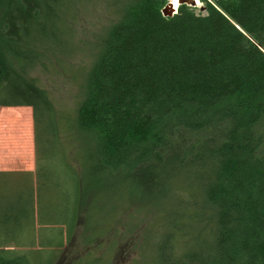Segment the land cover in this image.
Returning a JSON list of instances; mask_svg holds the SVG:
<instances>
[{
	"label": "trees",
	"instance_id": "16d2710c",
	"mask_svg": "<svg viewBox=\"0 0 264 264\" xmlns=\"http://www.w3.org/2000/svg\"><path fill=\"white\" fill-rule=\"evenodd\" d=\"M101 1L114 5L116 20L82 72L69 115L34 74L60 64L70 19L92 0H0V107L31 109L35 164L22 181L25 201L0 208V264H27L15 231L61 225L70 236L87 191L106 192L122 171L142 194L197 208L201 234L189 253L172 255L191 229L181 220L164 264H264V0H200L203 12L181 4L171 16L161 13L169 0ZM0 177L15 186L11 174ZM10 193L15 200V187ZM93 219L91 228L84 218L87 250L111 244L112 234L120 258L107 264L141 258L135 234L120 242L121 231Z\"/></svg>",
	"mask_w": 264,
	"mask_h": 264
},
{
	"label": "rangeland",
	"instance_id": "374dc122",
	"mask_svg": "<svg viewBox=\"0 0 264 264\" xmlns=\"http://www.w3.org/2000/svg\"><path fill=\"white\" fill-rule=\"evenodd\" d=\"M200 4L195 6L197 12L204 11L201 1ZM113 6H108L102 1L98 2V0L85 3L82 6L83 9L76 12L69 22L72 29L69 52L65 57H60V64L54 61L48 70L34 74L39 85L52 95L60 111L65 114H71L73 106L79 98V83L82 79V72L89 68L93 62L98 43L104 37L110 23L116 20L115 17L109 16L114 9ZM32 131L31 110L29 111L26 107H0L1 169H13L15 167L17 161L15 153L17 151L20 154L24 153L19 155V162H23V157L27 156V150L31 151L29 138ZM70 138L69 136L67 147H72ZM75 167L81 172L80 168ZM116 175L111 184L105 188L106 192H97L96 189L87 191L89 193L84 198L85 203L80 208V215L83 219L80 218L76 221L70 236L66 226L61 225L40 229V226L35 224V231H15V242L21 245L19 249L29 250L26 256L27 264H107L109 258L112 260L120 258L118 247L112 252L113 246L117 243V235L109 234V237H113L111 244L95 245L93 243V246L87 250V243L83 241L84 218L86 220L92 219V222H86V225L93 228V218L95 217L107 222V229H111L110 233L114 234L121 231L120 242H129L125 237L126 235H136L138 248L143 249V254L141 258L138 257L137 259H131L130 255H127L126 259H130L128 264H160L162 262L164 264L163 252L168 254L167 240L174 232L175 235L177 234V231L171 230L173 227L179 226L181 220L184 223H189L191 229L186 230L188 232L184 237L187 238L186 241L177 238L176 249L173 252L171 250V253L172 255L180 252L189 253L191 244L195 242L193 239L201 234L199 229H195L196 220L192 218L197 208L193 209L192 206H187L181 202V199L178 200L175 197L164 201L158 191L142 194L134 182L136 176L125 177L124 171L116 173ZM6 179L7 177H5ZM23 179H17L14 176H11V179L8 178L9 181H15V186H13L11 183L6 184L7 182L3 181L4 178L0 177V208H8L10 203L15 205L16 209L20 204L19 202L25 201L27 187L26 182H22ZM13 187H15V200L12 199L10 193ZM183 192L186 198L190 196L191 190L186 184H184ZM97 195H101V197ZM102 196L104 200L101 204H97L99 201L97 198H102ZM4 215L5 213L0 211L1 220L4 219L2 217ZM183 229L185 228L183 227ZM3 232L9 233L11 231ZM107 238L108 236L105 239L107 240ZM156 240H160L162 244L159 246V250L155 249L151 253V245ZM57 241H61L59 246L54 245ZM189 242V245L183 246ZM131 243L132 241L128 246ZM99 248H102L104 258L95 261V252ZM145 254L147 261L142 260ZM82 259L84 262L81 261Z\"/></svg>",
	"mask_w": 264,
	"mask_h": 264
},
{
	"label": "crops",
	"instance_id": "0c3cea01",
	"mask_svg": "<svg viewBox=\"0 0 264 264\" xmlns=\"http://www.w3.org/2000/svg\"><path fill=\"white\" fill-rule=\"evenodd\" d=\"M26 108H28L29 111L31 110L29 107H26ZM29 143H30L31 151L27 150V156L23 157V162L22 163L19 162V159H20L19 155H23L24 153L20 154L19 151H17V153H15V156H16L15 159H17V161L15 162V167L13 169H1L0 168V172L11 174V176H14L17 179L24 178L26 176L28 177L29 174L33 175L34 168H35L33 131H32L31 137L29 138ZM25 160H27V162H25ZM22 181H24V179ZM25 228L26 226H24V229ZM29 229L31 230V228Z\"/></svg>",
	"mask_w": 264,
	"mask_h": 264
},
{
	"label": "bare ground",
	"instance_id": "6f19581e",
	"mask_svg": "<svg viewBox=\"0 0 264 264\" xmlns=\"http://www.w3.org/2000/svg\"><path fill=\"white\" fill-rule=\"evenodd\" d=\"M191 2H195L196 5H199V4H200V0H169V1L167 2V5H166L164 11H165L166 14H171V13H173V12L176 10V8H177L180 4L185 3V4H188V5H189ZM200 5H201V4H200ZM200 7H201V6H200ZM173 14H174V13H173Z\"/></svg>",
	"mask_w": 264,
	"mask_h": 264
},
{
	"label": "water",
	"instance_id": "95a60500",
	"mask_svg": "<svg viewBox=\"0 0 264 264\" xmlns=\"http://www.w3.org/2000/svg\"><path fill=\"white\" fill-rule=\"evenodd\" d=\"M183 4H185V3H183ZM167 5V4H166ZM166 5H165V7H166ZM181 5V4H180ZM186 5H188V4H186ZM188 6H190V7H195L196 6V3L195 2H191ZM165 7L161 10V13L163 14V16H171V15H173V13L175 14L176 13V11H177V8H176V10L173 12V13H171V14H166L165 13V11H164V9H165ZM202 10H204V7L202 8Z\"/></svg>",
	"mask_w": 264,
	"mask_h": 264
}]
</instances>
